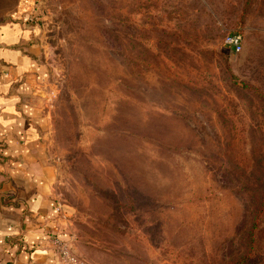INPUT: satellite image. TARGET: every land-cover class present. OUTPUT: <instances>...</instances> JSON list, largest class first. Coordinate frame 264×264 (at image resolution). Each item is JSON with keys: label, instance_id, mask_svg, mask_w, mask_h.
Here are the masks:
<instances>
[{"label": "rangeland", "instance_id": "374dc122", "mask_svg": "<svg viewBox=\"0 0 264 264\" xmlns=\"http://www.w3.org/2000/svg\"><path fill=\"white\" fill-rule=\"evenodd\" d=\"M45 4L63 74L45 136L78 264H229L264 183V0Z\"/></svg>", "mask_w": 264, "mask_h": 264}, {"label": "crops", "instance_id": "0c3cea01", "mask_svg": "<svg viewBox=\"0 0 264 264\" xmlns=\"http://www.w3.org/2000/svg\"><path fill=\"white\" fill-rule=\"evenodd\" d=\"M41 4L44 17L31 24L22 0H0V264H70L50 241L73 237L56 212L45 136L49 9Z\"/></svg>", "mask_w": 264, "mask_h": 264}, {"label": "built area", "instance_id": "2783aa9c", "mask_svg": "<svg viewBox=\"0 0 264 264\" xmlns=\"http://www.w3.org/2000/svg\"><path fill=\"white\" fill-rule=\"evenodd\" d=\"M41 2L42 0H22V12L26 15L27 21L29 23L38 24L39 20L44 17V11L43 7L41 6ZM47 25V28H49V23ZM47 41L50 42L49 38ZM42 44L43 48L46 46V49L44 48L46 56V65L50 71V75L54 84V82L56 83L59 77L63 75L62 70L60 69L59 71L58 69V65L60 64V62H58L59 57L55 53V47L53 46V44L45 43V38ZM225 44L234 49L235 51H239L241 49V43L235 34H229L228 36H226ZM6 75L8 74L6 73ZM56 212L59 216L63 213V209L60 203L57 204ZM50 241L54 248L68 263L78 264L77 258L71 251V246H69V242L62 240L57 236H51Z\"/></svg>", "mask_w": 264, "mask_h": 264}, {"label": "trees", "instance_id": "16d2710c", "mask_svg": "<svg viewBox=\"0 0 264 264\" xmlns=\"http://www.w3.org/2000/svg\"><path fill=\"white\" fill-rule=\"evenodd\" d=\"M254 207L251 222L246 228L243 251L240 255L232 258L229 264H264V246L260 239L264 217V183L259 200Z\"/></svg>", "mask_w": 264, "mask_h": 264}, {"label": "water", "instance_id": "95a60500", "mask_svg": "<svg viewBox=\"0 0 264 264\" xmlns=\"http://www.w3.org/2000/svg\"><path fill=\"white\" fill-rule=\"evenodd\" d=\"M43 29H45V26L42 24ZM45 38V31H44V36L43 39ZM46 49V46L44 47Z\"/></svg>", "mask_w": 264, "mask_h": 264}]
</instances>
